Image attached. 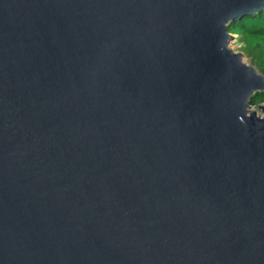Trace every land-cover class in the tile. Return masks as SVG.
<instances>
[{
    "label": "water",
    "instance_id": "95a60500",
    "mask_svg": "<svg viewBox=\"0 0 264 264\" xmlns=\"http://www.w3.org/2000/svg\"><path fill=\"white\" fill-rule=\"evenodd\" d=\"M264 0H0V264H264Z\"/></svg>",
    "mask_w": 264,
    "mask_h": 264
},
{
    "label": "trees",
    "instance_id": "16d2710c",
    "mask_svg": "<svg viewBox=\"0 0 264 264\" xmlns=\"http://www.w3.org/2000/svg\"><path fill=\"white\" fill-rule=\"evenodd\" d=\"M227 30L237 34L243 55L264 74V10L232 20ZM260 103H264V92H258L250 99L252 105Z\"/></svg>",
    "mask_w": 264,
    "mask_h": 264
},
{
    "label": "rangeland",
    "instance_id": "374dc122",
    "mask_svg": "<svg viewBox=\"0 0 264 264\" xmlns=\"http://www.w3.org/2000/svg\"><path fill=\"white\" fill-rule=\"evenodd\" d=\"M232 35V39L230 40V42H229V48H231L232 50H234V51H238V52H241V50H240V47H241V44L239 43V41H238V36H237V34H231ZM244 61L245 62H250L245 56H244ZM251 105V109L252 110H255V111H257L259 114H260V111L258 110V108H257V106L256 105H252V104H250Z\"/></svg>",
    "mask_w": 264,
    "mask_h": 264
}]
</instances>
